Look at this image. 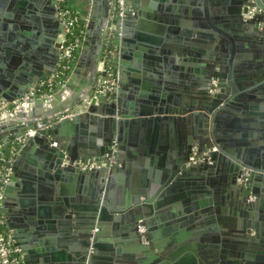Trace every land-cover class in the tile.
<instances>
[{
	"label": "water",
	"instance_id": "water-1",
	"mask_svg": "<svg viewBox=\"0 0 264 264\" xmlns=\"http://www.w3.org/2000/svg\"><path fill=\"white\" fill-rule=\"evenodd\" d=\"M160 1L126 0L122 17L105 9L97 34L86 36L77 67L60 90L12 111L0 109V114H8L0 123V154L16 138L24 137L18 152L13 151V162L5 165L10 173L0 203L6 229L12 231L24 264H264V105L260 119L243 123L247 141L255 139L257 132L262 135L257 146L238 140V133L217 131L223 125L219 113L239 102L231 96L219 106L223 94L212 97L208 92L213 78H218L221 93L227 95L228 87L235 92V87L264 86V0ZM57 2L0 0V107L14 104L43 71L55 72L57 37L66 31L57 15ZM223 4L230 6L233 24L227 23L221 10L209 15V9ZM247 6L256 8L251 18L245 16ZM229 25L236 27V35L227 32ZM163 30L177 35L164 39ZM237 40L242 41L238 46H244L243 51L254 46V66H241V81L234 85ZM88 42L95 44L87 64L93 79L104 49L116 48L115 94H93L88 84L80 99L69 96L73 104L68 109L48 108L64 96L82 60L91 53ZM223 44L229 50L225 76L215 71L218 64L223 69V61L216 59L225 51ZM187 55L206 66L194 80L193 93L182 101L171 100L158 88L145 87L138 99L128 94L129 81L121 69L128 60L152 61L151 70L159 73L164 62L167 73L176 58ZM43 61H49V66L41 65ZM187 98L194 106L187 107ZM216 106L218 115L210 112ZM206 113L214 120L210 133L202 122ZM189 118H195L196 127L173 145L162 163L163 171L143 173L138 161L145 155L143 140L171 129L173 121L181 125ZM81 128L89 140L79 135ZM28 131L33 134L27 135ZM111 157L120 166L109 163ZM91 160L103 165L86 170L76 165ZM217 168L222 169L223 185L220 191H211L205 179L212 180L208 174ZM244 169L248 170L245 180ZM188 178L201 181L200 186L178 192L184 184L189 187ZM13 192L21 196L13 208L18 218L9 213ZM194 192L211 197L198 200ZM183 197L193 203L197 222L207 220L209 229L217 232L211 235L204 227L193 226L191 235L181 230L174 238L158 240V229L171 215L184 218L183 211H175L176 201ZM219 198L225 202L224 209Z\"/></svg>",
	"mask_w": 264,
	"mask_h": 264
},
{
	"label": "crops",
	"instance_id": "crops-1",
	"mask_svg": "<svg viewBox=\"0 0 264 264\" xmlns=\"http://www.w3.org/2000/svg\"><path fill=\"white\" fill-rule=\"evenodd\" d=\"M62 1V0H61ZM66 2V4L72 8V10H74L78 16L80 17L83 26H84V36H83V41H82V46L77 54L74 66H73V70L69 76V78L67 79V81L65 82V84L70 80L74 70L77 67L78 61H79V57H80V53H81V49L83 48V45L85 43V39L86 36L88 35V33H94L95 35L97 34L98 31H96L95 28H98V26L100 25L101 21H102V17H103V13L105 11V9H109L110 8V0H64ZM163 3L168 2L167 0H162ZM159 3L161 2L160 0H145V3ZM170 4H172L171 1H169ZM177 5V3H176ZM213 10L209 9V15L211 17H214L215 15H217V13H219L218 11L221 10L224 13V16L226 17L225 20H227L228 24H233V21L230 19L229 14H230V6L228 4H223V5H218L213 6L212 7ZM129 10L132 12L133 7L132 4H129ZM147 10V8H146ZM155 13V11H154ZM157 13V12H156ZM158 14V13H157ZM131 25V24H130ZM227 32L233 35H236V27L233 26H227L226 27ZM132 29V27H131ZM208 31H213L212 29H208ZM177 35L176 32H169V31H165L163 30L161 37L162 38H169L170 36H175ZM63 35H58L57 39L58 41L61 40ZM96 37V36H95ZM1 38V37H0ZM8 40V38L6 39ZM236 45H237V54H235V57L232 58V82L234 83H240V79L238 76H240V69L241 66H243L245 64L246 67H252L254 66V59L253 56L251 54V51L254 50V46L253 47H249L247 48L245 51H243L242 49L244 48V46L240 47L238 46V43L241 44V40H237L235 41ZM95 44L88 42V45L91 50H90V54L86 55L85 58L82 60V63L80 64V67L78 68V73L75 75V78L73 79V81H71L70 86L68 88H66V92L64 93V96L60 98V100L55 101V103L52 104H47L48 108H51L52 106L57 107V106H63V108L68 109L71 104H73L70 100H69V96L72 95L74 96L75 100H78L82 97L83 92L86 89V86L89 84V87H92V92L95 86V82L97 79V76L95 77V79L90 77V72L87 70V64H88V60L92 57L93 55V47ZM225 46V47H224ZM223 47L225 48L224 50L228 51L226 49V44H223ZM115 50V55L113 56L112 60H111V66L113 68V72L115 74V77L117 79V71H118V67H119V63L117 60V53H116V48H113ZM201 53L204 54V49H201ZM225 51L223 52V55H221V57H216L217 60L223 61L222 64V68H220V65H216L215 67V71H217L218 73H220V71H224L227 74V58L229 55V53H225ZM227 54V55H226ZM242 55V56H241ZM199 58H196V56L194 55H187L186 57H181V58H176V62H175V67H170L167 69L168 72L166 73L165 71V64L166 63H161V68H159L160 73L154 70H151L152 66L149 65L148 63L152 62L149 60H146L144 58H142L140 62L136 63V61L133 60H128L127 63L123 64L121 66V69L124 71V75L125 77L128 79V84H129V89L131 90V92H129L128 94L133 96V99H138V97L140 96L141 93H145L146 88H152L153 90L156 88H158L159 93H165L166 95H168L170 97L171 100H173L174 98H176L177 100H183L182 97L185 96L187 97V95L192 94L194 89L196 88L195 79H198L196 77L201 76V71L203 69H205V62H200L198 60ZM147 62V63H146ZM226 63V64H225ZM43 64V66H49V61H43L41 63V65ZM55 72L58 69V61L55 65ZM235 68V69H234ZM42 69V68H41ZM40 69V70H41ZM43 76H41L40 80L45 78L46 76L54 73V72H50V71H43ZM166 78V79H165ZM37 82H35L34 84H36ZM33 84V85H34ZM64 84V85H65ZM32 85V86H33ZM146 87V88H145ZM245 88V87H244ZM263 88L261 86L256 87V89H252V87H248L246 89H241L240 87H235V92L232 91V89L230 87H228L227 89L229 90V94H228V100L231 98V96H234V101L239 102L238 106H232L231 108L228 109V111H225V115L222 116L223 119V125H221L219 128H217V131L220 133L223 132H233V133H238L239 134V138L238 140L241 141H247V136H246V132L244 131V125L243 123L247 122V121H253L254 120H258L261 118L260 114L261 109L264 105V94H263ZM61 89V88H60ZM58 89V90H60ZM57 90V91H58ZM116 92V91H115ZM115 92L112 94L114 95ZM133 101V100H132ZM187 103L186 105H188L187 107L189 108L190 106L192 107L193 104L191 103V101H189V99L187 98ZM46 107V106H45ZM46 107V108H47ZM76 107L72 108L73 112L75 110ZM71 109V108H70ZM41 114V113H40ZM187 115H184L182 118H186ZM252 119V120H251ZM245 121V122H244ZM247 123H251V122H247ZM172 128L169 129H165L163 131V133L157 134L156 137H153L152 135H150V138H145L143 140V144H142V152L144 155V157L142 156L138 161H141V169L143 171V173L147 174L149 172V174L151 175H155L156 172H162V163L163 161L166 160V158L168 157V154H170L171 151H173V145H176L177 141L180 142L181 141V137L183 136L184 133H188L189 131L192 132L193 129H195L196 124L193 120V118H189L186 121H182V124L180 125L179 122L177 121H173V124L171 125ZM83 128H81V131H79V135H85V137H87L86 139L89 140V134L88 133H83L82 130ZM254 130V129H253ZM257 131V130H255ZM33 131H28L27 135H32ZM155 140V141H154ZM15 141V140H14ZM263 141L262 139V135L260 133L257 132L256 134V138L247 141L248 143H254L255 145L258 146V143H261ZM21 146V145H20ZM154 146V151H151V148ZM255 147V146H254ZM20 148V147H19ZM18 148V149H19ZM17 149V152H18ZM13 143L9 146L7 153L10 154V158L8 160V162L12 163L13 162ZM16 152V153H17ZM32 155L34 157H36L35 153H32ZM152 158V159H151ZM115 160V159H114ZM115 163L117 164V166H120L119 162L115 161ZM6 167V166H5ZM8 169V175L10 173V169L8 167H6ZM125 176V174H123ZM158 175V174H157ZM207 175V174H206ZM209 177L212 178V180L210 179H205V181L207 183V188L211 191L213 190H221L223 182L221 180V176H222V169L217 168L214 169V172H212L210 175L208 174ZM9 179V177H8ZM187 182H189L188 186L186 187V185L184 184L181 188H179L177 191L184 193L185 191L189 190L192 191V189H194V187L200 186L201 181H197L194 180V178H188ZM205 182V183H206ZM5 186V185H4ZM16 188H19V186H16ZM4 190V187H3ZM195 190V189H194ZM193 190V191H194ZM195 194V198L198 200H201L203 197L205 200L210 199L211 194H209V196H207L206 194L204 196L198 195L196 192H194ZM11 205L9 206V213L11 214V216L13 215V208H15V204L17 203V199L21 198L20 195H18L17 193L13 192L11 193ZM251 200H253V197H250ZM221 207L220 209H224V207H222V204H224V200H222V198L218 199ZM178 203V206H175V211H183L182 216H184V218L182 219V221L180 220L181 218H179L178 216H174L171 215L167 221L165 222V224L163 225V228L158 229L157 233H158V240H166L169 238H174L175 235L179 234L180 232H182L181 230H183V232L187 231L189 232V234L191 235V232L193 231V226H199V227H204V231H207L208 233H210L211 235L215 232H217V230L213 229H209L210 227H208L207 220L200 222L201 224H199V221L197 222V215H196V211L195 209L192 207L191 202L187 201V199L185 197L181 198L180 201L177 200L176 201ZM13 205V206H12ZM172 205V204H170ZM169 205V206H170ZM174 208V206H172ZM172 210V209H171ZM2 213V212H1ZM3 217L4 214L2 213ZM180 215V214H179ZM14 217L18 218L16 215H13ZM179 218V220H178ZM5 220V227H6V219L4 217ZM186 222V223H185ZM15 223H18L17 221H15ZM7 228V227H6ZM217 228V227H216ZM10 233H12L11 230H8ZM253 231V230H252ZM206 233V232H204ZM179 236V235H178ZM15 243V240H14ZM18 247V246H17ZM19 248V247H18ZM20 249V248H19Z\"/></svg>",
	"mask_w": 264,
	"mask_h": 264
},
{
	"label": "built area",
	"instance_id": "built-area-1",
	"mask_svg": "<svg viewBox=\"0 0 264 264\" xmlns=\"http://www.w3.org/2000/svg\"><path fill=\"white\" fill-rule=\"evenodd\" d=\"M61 0L56 4L57 15L61 23L64 25L66 31L63 34L59 46L58 69L56 72L39 80L32 87L27 89L22 96L13 103H5L0 109L9 108L8 111L20 106V104L35 99L46 98L54 94L58 89L62 88L69 78L83 41L84 26L77 13L69 7L60 5ZM126 0H110V8L119 17L124 15L126 10ZM256 12L254 6H247L245 16L251 18ZM82 26L83 28H79ZM75 28L78 29L75 32ZM115 55L114 49H104L102 56L97 62V79L93 89V94L103 97L111 96L117 89V80L111 66V60ZM215 80L212 81V92H217ZM5 115L0 114V123L5 119ZM71 114L64 115L70 116ZM24 142V137H18L13 143V150ZM109 163H114L113 157L108 159ZM77 167L81 170L90 169L103 165V161H84L77 162ZM241 180V179H240ZM8 181V169L6 167L0 168V203L3 198V187ZM0 264H24L20 256V249L15 245L11 233L5 227V220L0 210Z\"/></svg>",
	"mask_w": 264,
	"mask_h": 264
},
{
	"label": "flooded vegetation",
	"instance_id": "flooded-vegetation-1",
	"mask_svg": "<svg viewBox=\"0 0 264 264\" xmlns=\"http://www.w3.org/2000/svg\"><path fill=\"white\" fill-rule=\"evenodd\" d=\"M225 53H227V51H225ZM228 54V53H227ZM226 54V55H227ZM220 74L221 75H227L224 71H220ZM213 80H215L216 82H215V84H216V87H214V88H216V90H217V92H212V89H213V86H212V88L208 91L209 92V94H210V96H212V97H214V96H216V95H222L223 94V99H222V101H221V104H219V106H222V105H224L225 103H227L228 102V95L227 94H224V93H221L222 91V88L220 87V86H218L217 84H218V78H213L212 79V81ZM192 103V102H191ZM193 104V103H192ZM193 106H194V104H193ZM219 106H216V107H211V113H214V114H216V115H218V113H217V109L219 108ZM228 109H229V107H227V111H228ZM195 112V111H194ZM207 114V119H205V120H203L202 122H203V125L205 126L206 125V130L210 133L211 131H212V129H211V127H212V125H213V119L212 120H210V115L208 114V113H206ZM209 115V116H208ZM215 115V116H216ZM221 115V117L223 116V115H225V112L222 114V113H219V116ZM195 118H193V120H194ZM222 121V123H223V119L221 120ZM194 122H195V120H194ZM17 147H20V146H17ZM195 150H196V148L194 147L193 148V151L195 152ZM114 158V157H113ZM247 174H248V170H246V169H244V173H242V176H243V179L245 180V178L247 177Z\"/></svg>",
	"mask_w": 264,
	"mask_h": 264
},
{
	"label": "trees",
	"instance_id": "trees-1",
	"mask_svg": "<svg viewBox=\"0 0 264 264\" xmlns=\"http://www.w3.org/2000/svg\"><path fill=\"white\" fill-rule=\"evenodd\" d=\"M61 6L64 7H69L66 2L64 0H62L60 2ZM70 8V7H69ZM72 10V8H70ZM74 11V10H73ZM75 12V11H74ZM76 13V12H75ZM82 22V21H81ZM80 29L83 28L82 26L79 27ZM78 29L75 28V32H77ZM77 56V55H76ZM44 79V78H43ZM17 148V146H16ZM10 158V154L7 153V151L5 153L0 154V168L5 167L6 163L8 162Z\"/></svg>",
	"mask_w": 264,
	"mask_h": 264
}]
</instances>
